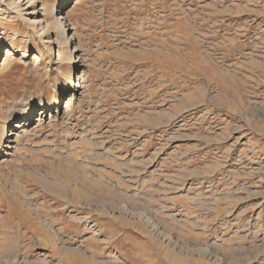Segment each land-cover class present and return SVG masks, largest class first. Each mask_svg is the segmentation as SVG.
I'll use <instances>...</instances> for the list:
<instances>
[{
    "label": "rangeland",
    "instance_id": "obj_1",
    "mask_svg": "<svg viewBox=\"0 0 264 264\" xmlns=\"http://www.w3.org/2000/svg\"><path fill=\"white\" fill-rule=\"evenodd\" d=\"M60 2L71 64L0 0V264H264V0Z\"/></svg>",
    "mask_w": 264,
    "mask_h": 264
},
{
    "label": "bare ground",
    "instance_id": "obj_2",
    "mask_svg": "<svg viewBox=\"0 0 264 264\" xmlns=\"http://www.w3.org/2000/svg\"><path fill=\"white\" fill-rule=\"evenodd\" d=\"M30 1V8H34L33 12H30L29 15L31 17H35L36 20L31 21V23H33L35 26L40 27V30L42 31V35L45 37V44L42 48V50L37 51L36 53L33 54L32 59L36 60L37 58H42V52L45 51L49 57H52L54 55V49H55V45H54V39L51 40V36L54 34L56 42L58 43H64L67 44L68 46L71 47V51L69 52L68 50L66 51V55L69 53L71 54V59L68 61L69 64H71V62H75V57L80 55V51L82 52V50H80V43L79 41H77V37L75 32H73V27L70 24L68 18L66 16L63 15L64 13V7H63V3L60 2L59 0V4L57 6L54 5L53 11H57L58 10V6L61 7V10H59V15H57V17L54 15L53 19L51 21L46 20L45 18L40 19V16L42 15V13L40 12V9L38 8L37 4H36V0H29ZM51 13V12H50ZM45 14V13H44ZM47 14V13H46ZM53 14V13H52ZM55 14V13H54ZM45 17V16H44ZM34 19V18H33ZM41 35V36H42ZM67 47V46H66ZM68 49V48H67ZM6 52H10V50H7ZM69 57V56H67ZM81 57V56H80ZM61 66V65H60ZM68 73H72V69L68 70ZM68 79H71V76L68 77ZM81 85L78 83H76V81H72L66 84V92L68 96H70V100H72L74 92L72 89H75L76 87H80ZM83 86V85H82ZM69 89V90H68ZM71 90L73 91L72 94L70 93ZM78 90V89H77ZM68 100V99H67ZM66 100V101H67ZM68 100V101H70ZM67 101V102H68ZM70 102H68L67 104H69ZM59 100L55 101V104L53 105V108H57L56 111H61V108L59 107ZM67 106V105H66ZM47 105L45 103H41L40 106V110L42 111L41 114L45 115L48 117L49 113L47 111ZM35 111H33L30 108L27 107H23L21 109L20 113H17L13 116H11L10 119V126L9 128H11V132H10V136H14L16 137V139L18 138L19 135H21V132H23L25 130L26 127H30L31 125H33L35 119ZM50 116V115H49ZM44 118V116H43ZM46 118V117H45ZM51 122V121H50ZM11 139L9 140V142H15L16 141ZM260 216V215H259ZM264 244V243H263ZM176 245V244H175ZM189 250V249H188ZM206 250V249H205ZM190 251V250H189ZM192 251V250H191ZM200 251V250H199ZM253 251V250H252ZM262 251V250H261ZM203 252V251H202ZM210 252V251H209ZM194 253V252H193ZM192 253V254H193ZM199 253V252H198ZM208 253V252H207ZM203 255V254H202ZM207 255V254H206ZM212 255V254H210ZM257 255V253H256ZM204 257V256H203ZM201 257V258H203ZM210 257V256H209ZM260 257V256H259ZM211 259V257H210ZM237 259V258H236ZM254 259V258H253ZM258 259V258H257ZM200 260V259H199ZM202 260V259H201ZM200 260V262H201ZM212 260V259H211ZM210 260V261H211ZM215 260V259H214ZM217 260V259H216ZM235 260V259H234ZM207 261V260H206ZM219 261V260H218ZM236 261V260H235ZM194 262V261H193ZM215 262V261H214ZM227 262H230L229 260H227ZM204 263V262H203ZM235 262H232V264ZM236 263H240V262H236ZM243 263V260H242ZM195 264V263H194ZM206 264V263H205ZM241 264V263H240Z\"/></svg>",
    "mask_w": 264,
    "mask_h": 264
}]
</instances>
